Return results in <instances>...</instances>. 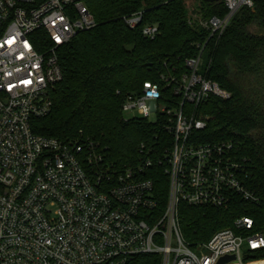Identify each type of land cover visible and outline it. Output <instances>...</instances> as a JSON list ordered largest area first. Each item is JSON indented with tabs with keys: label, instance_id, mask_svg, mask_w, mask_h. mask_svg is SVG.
<instances>
[{
	"label": "built area",
	"instance_id": "1",
	"mask_svg": "<svg viewBox=\"0 0 264 264\" xmlns=\"http://www.w3.org/2000/svg\"><path fill=\"white\" fill-rule=\"evenodd\" d=\"M85 1L0 0V264H129L146 254L160 255L161 264H218L226 255L235 256L226 264H246V252L264 247L251 216L196 244L181 228L182 203L227 209L236 197L258 201L234 142L202 135L209 117L200 105L230 95L208 78V41L197 44L182 70L168 68L126 96L124 115L138 113L127 119H146L165 136L160 147L142 143L132 162L107 160L92 141L34 132V118L53 109L59 49L98 25ZM223 2V16H190L210 32L208 40L218 42L239 9L254 5ZM143 15L124 20L136 28ZM159 33L158 25L143 28L150 39ZM157 167L168 178L165 205Z\"/></svg>",
	"mask_w": 264,
	"mask_h": 264
},
{
	"label": "trees",
	"instance_id": "2",
	"mask_svg": "<svg viewBox=\"0 0 264 264\" xmlns=\"http://www.w3.org/2000/svg\"><path fill=\"white\" fill-rule=\"evenodd\" d=\"M203 19L223 16V0H199ZM242 6L217 42L197 22H190L186 0H86L98 25L81 31L59 49L62 79L51 90L53 109L33 120L35 133L62 140L92 141L107 160L119 165L137 159L142 143L160 147L159 126L143 118L127 119L122 104L143 83L159 80L168 68L182 70L187 57L196 56L206 42L212 63L208 78L229 92L211 96L199 107L209 122L204 140L235 144L249 187L258 201L236 197L231 207H192L182 203L180 222L192 244L208 241L235 219L251 216L253 232L264 234V0ZM144 11L131 28L124 16ZM146 25H158L155 39L145 37ZM155 177L161 204L168 197V178ZM151 176V175H150ZM149 176V177H150ZM264 259V247L245 253L244 262ZM129 264H161V256L146 254Z\"/></svg>",
	"mask_w": 264,
	"mask_h": 264
},
{
	"label": "rangeland",
	"instance_id": "3",
	"mask_svg": "<svg viewBox=\"0 0 264 264\" xmlns=\"http://www.w3.org/2000/svg\"><path fill=\"white\" fill-rule=\"evenodd\" d=\"M186 4H187V7L189 9V12L191 13L190 16L195 19L196 16H200V12H199V5H200V1L199 0H186ZM135 114H138L137 111H132V112H126L125 113V117L126 118H129ZM152 119H155V116L152 115L151 116ZM243 253H245V250L243 249ZM246 264H248L249 262H246ZM250 264H264V260L262 261H258V262H255V263H250Z\"/></svg>",
	"mask_w": 264,
	"mask_h": 264
},
{
	"label": "water",
	"instance_id": "4",
	"mask_svg": "<svg viewBox=\"0 0 264 264\" xmlns=\"http://www.w3.org/2000/svg\"><path fill=\"white\" fill-rule=\"evenodd\" d=\"M234 258H235L234 255H226V256H223V257L219 260L218 264H226L228 261H230L231 259H234Z\"/></svg>",
	"mask_w": 264,
	"mask_h": 264
},
{
	"label": "crops",
	"instance_id": "5",
	"mask_svg": "<svg viewBox=\"0 0 264 264\" xmlns=\"http://www.w3.org/2000/svg\"><path fill=\"white\" fill-rule=\"evenodd\" d=\"M262 260H264V259H261V260H255V261L249 262L248 264H250V263H255V262H258V261H262Z\"/></svg>",
	"mask_w": 264,
	"mask_h": 264
}]
</instances>
